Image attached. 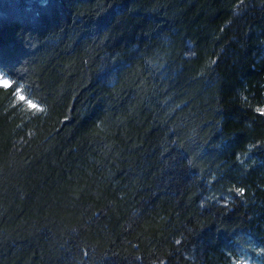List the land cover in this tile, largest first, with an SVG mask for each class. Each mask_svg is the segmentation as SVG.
Masks as SVG:
<instances>
[{
	"label": "trees",
	"instance_id": "16d2710c",
	"mask_svg": "<svg viewBox=\"0 0 264 264\" xmlns=\"http://www.w3.org/2000/svg\"><path fill=\"white\" fill-rule=\"evenodd\" d=\"M0 72V264H264V0H0Z\"/></svg>",
	"mask_w": 264,
	"mask_h": 264
},
{
	"label": "snow or ice",
	"instance_id": "6c2138e0",
	"mask_svg": "<svg viewBox=\"0 0 264 264\" xmlns=\"http://www.w3.org/2000/svg\"><path fill=\"white\" fill-rule=\"evenodd\" d=\"M12 87H13L12 81L7 79L5 77V75L0 74V88L8 89V88H12ZM17 96H18V99L20 101L27 103L28 108H30L32 110L39 109L42 111V109L40 108V105H38V104L34 103L32 100L28 99L25 95L22 94V92H17ZM239 191L241 194H243V189H240Z\"/></svg>",
	"mask_w": 264,
	"mask_h": 264
},
{
	"label": "rangeland",
	"instance_id": "374dc122",
	"mask_svg": "<svg viewBox=\"0 0 264 264\" xmlns=\"http://www.w3.org/2000/svg\"><path fill=\"white\" fill-rule=\"evenodd\" d=\"M0 74L4 75L3 73L0 72ZM5 77L9 80H11L10 78H8L6 75ZM12 81V80H11ZM16 92H22V89L20 86H17L16 87ZM22 94L24 95V93L22 92ZM237 264H261L259 262H255L253 260H250V259H243L241 262L237 263Z\"/></svg>",
	"mask_w": 264,
	"mask_h": 264
},
{
	"label": "clouds",
	"instance_id": "9594fccd",
	"mask_svg": "<svg viewBox=\"0 0 264 264\" xmlns=\"http://www.w3.org/2000/svg\"><path fill=\"white\" fill-rule=\"evenodd\" d=\"M260 251H264V249H261Z\"/></svg>",
	"mask_w": 264,
	"mask_h": 264
}]
</instances>
